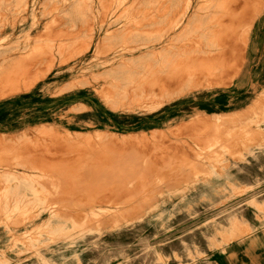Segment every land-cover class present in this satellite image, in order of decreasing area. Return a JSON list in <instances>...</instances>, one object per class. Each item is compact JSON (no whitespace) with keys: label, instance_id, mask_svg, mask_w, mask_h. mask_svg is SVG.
I'll list each match as a JSON object with an SVG mask.
<instances>
[{"label":"rangeland","instance_id":"rangeland-1","mask_svg":"<svg viewBox=\"0 0 264 264\" xmlns=\"http://www.w3.org/2000/svg\"><path fill=\"white\" fill-rule=\"evenodd\" d=\"M23 1H19L22 6ZM169 3H178L181 9L188 6L189 14L194 6V0H138L134 3L128 0H80L67 11L46 16L40 11L47 10L49 4L41 2L33 17L27 18L26 12L20 15V19L25 17L26 21L20 24L17 39L10 33L11 24H7L12 22L13 14L6 13L0 6V48L23 44L22 34L27 31L21 29L26 26L43 24L60 15L68 24L67 33L44 31L37 36V46L49 56L42 65L31 67L29 74L21 77L27 87L3 97L6 86L0 82V162L4 160L8 167L0 171V202L11 196V186L16 183L12 182L14 178H22L30 172L43 174L46 179L41 195L52 191L58 178L64 176L81 185L90 183L95 176L85 171L90 153L85 144L86 137L103 136L107 130H116L124 137L135 134L131 142L140 147L137 151L145 153L141 150V146H145L157 160L146 178L136 182L131 194L122 201L135 203L141 200L147 204L148 198L154 197L143 215L151 224L145 233H149L152 243L146 247L149 239H131L123 245L129 253L119 255V252L112 263L160 264L162 258L164 264H204V260L213 262L209 264H264V17L251 29L242 71L237 77L232 79L233 72L219 62L206 65L200 82L211 89L219 85L228 88L215 97L207 94L205 99L177 106L176 102L186 94L184 91L196 86V65H191L187 59L196 55L197 30L196 19L188 23L187 14L171 22H160L159 12ZM105 12L109 13L108 29H101L100 19ZM205 35L209 43L216 44L213 36ZM163 40L167 42L159 50L129 56L137 45L143 47V44ZM96 47L112 48L125 63L113 67L103 65L102 55ZM6 67L15 68L19 74L26 70L25 65L0 56V71ZM178 67H188L180 90L179 87L174 91L163 90L153 83L155 74ZM141 76L139 89L132 91ZM231 79L234 80L232 86L228 85ZM101 85L106 87L103 91L99 89ZM127 95L135 98L127 104L129 113L127 107L124 114L110 113L107 117L113 123L116 120L123 122L120 126L116 124L118 129L97 125L85 131L63 133L62 144L74 146L62 154L63 171L33 165L32 155L37 151L50 156L61 154L48 149L56 135L51 126L64 125L67 117L82 121L80 119L91 109L97 118L107 120L102 99L114 97L121 101ZM223 100L229 104L219 105ZM236 101H239L238 106L234 104ZM182 107L183 112L180 111ZM195 116L196 122L203 125L197 123L190 129L183 128ZM123 120L130 121V127H126L128 123ZM171 145L192 153L188 157L177 153L175 156L179 158L169 160L166 152ZM77 150L80 155L75 157ZM121 167L128 173L131 165ZM181 169L185 173L180 182L170 185L165 181L168 172ZM89 179L91 181H87ZM234 194L236 198L229 199ZM222 198L229 201L222 206L215 205ZM68 200L79 202V208L88 204L81 195L68 197ZM113 206L120 208L123 205ZM176 206L196 208V215L207 208L209 212L196 219V226L181 224L179 230L171 231L175 233L171 240L164 241L170 232L160 239L152 237L160 225L154 222L156 213ZM167 211L164 213L169 220L173 214ZM221 213V221L208 225L201 223L214 220ZM164 224L167 228V223ZM78 225L80 227L81 222ZM41 229L45 230L38 224L31 228L19 227L13 232L19 237H39ZM107 230L118 234L124 229L118 225ZM183 234L189 235L185 241L179 239ZM113 240L110 237L105 242ZM169 245H174L172 252ZM7 246L2 243L0 250ZM154 252L159 257H154ZM103 258L95 255L74 262L66 258L60 260V264H100Z\"/></svg>","mask_w":264,"mask_h":264},{"label":"bare ground","instance_id":"bare-ground-1","mask_svg":"<svg viewBox=\"0 0 264 264\" xmlns=\"http://www.w3.org/2000/svg\"><path fill=\"white\" fill-rule=\"evenodd\" d=\"M19 1L0 0V6H3L4 11L14 16L12 22L7 24H11L10 33L16 35L15 39L20 35L17 34L20 24L26 21L25 17L20 19V15L26 12L27 18L33 17L41 2H48L49 4L47 10L40 11L41 15L46 14V16L67 11L76 4V1L80 2V0H24L22 6ZM128 1L134 3L138 0ZM215 4L217 8L214 7ZM187 9L188 6L186 9H181L178 3H169L168 6L161 9L162 12H159L162 18L160 22H171L176 18L184 17L186 14L189 17L188 23L196 19V55L187 59L191 65H196V86L184 91L186 94L181 96V100L176 102L177 106H183L185 102H192V100L205 99L207 94L215 97V95L221 93L220 91H225L227 86L222 87L219 85L211 89L200 82L201 77L204 76L206 65L219 62L225 66L226 70L233 72L232 79L241 73L245 59V49L250 41L251 29L252 27H257L256 23H260L264 17V0H194L192 13L189 14ZM108 14L107 12L102 14L100 19L101 29H108ZM67 27L68 24L61 15L53 17L46 23L35 26L29 25L21 29L27 31V33L22 34L25 39L23 44L8 45L0 48V56L2 58L9 57V59L17 61L26 67V70L21 74L12 67H6L0 71V82L4 83L3 86H6L2 94L3 97L15 94V92L27 87L28 85L22 82L21 77L29 74L31 67L42 65L44 59L48 58V53L37 46V36L44 31H66L67 33ZM5 32L7 31L5 30ZM205 33H209L214 37L215 45L208 42ZM160 41L151 45L143 44V47L137 45L130 51L129 56H133L135 53L142 55L148 50H159L167 42L166 40ZM96 49V51H100L102 62L105 66L113 67L125 63L122 57H117L118 55L113 53L112 48L102 49L96 47ZM187 70L188 67L168 69L155 74L152 80L154 84H158L163 90L174 91L178 87V90H180V85H183ZM142 76L137 79V84L131 89L132 91L139 89ZM232 79L228 81L230 86L233 85L232 82L234 80ZM105 88L101 85L99 89L103 91ZM123 98L121 101H117L114 97H104L102 99V103L106 108L105 118L107 120L97 118L94 110L91 109L85 117L80 119L82 121L77 122L75 119L67 117L68 120L64 125L54 124L51 126L56 135L52 138V143L48 149L53 152H61V156H50L37 151L32 155L33 165L58 168L63 171L62 160L64 156L62 154H64L65 149L70 148L68 145L62 144L63 133H68L69 130L85 131L97 125L118 129L117 125L120 126L123 122L116 120L113 123L107 117L110 116V113L124 114L128 107L127 104L135 101V98L131 97V95ZM228 104L225 100L219 102V105L227 106ZM234 104L238 106L239 101L234 102ZM180 111L183 112L184 108L182 107ZM126 112L127 114L129 113V107ZM190 120L192 122L185 123L183 128L190 129L194 124H202L200 121L196 122V116ZM124 122L128 123L126 127H130V121L126 120ZM222 123H225V120ZM107 131V134L93 139L86 137L88 140L85 144L90 149V153L87 156L89 163L85 171L95 176L92 181L90 179L87 180L91 181L90 183L83 182L84 184L81 185L64 176L58 178V183L52 191L41 195L46 182L43 174L30 172L27 176H22V178H14L12 182L16 181V183L11 186V193H9L11 196L7 197L2 203L0 202V245L4 242L8 244L6 249L0 250V264H60L62 259L67 258L68 261L74 262L78 259L95 255L104 256L103 261L99 262L100 264H113L112 261L119 252V255L129 253L128 250L123 249V245L130 243L131 239L134 241H146L149 239V233L146 234L145 232L151 224L147 222L148 218L143 217V215L146 212L147 204L153 202L154 197L150 196L147 204H144L141 200L131 203L129 201L123 202L122 199L131 194V191L136 187V182L143 181L146 178L154 164V160H157L156 155H152L145 146H141V150L145 151V153L137 151L140 147L133 146L131 142L135 139V137H132L135 134L124 137L116 130ZM119 131L121 130L119 129ZM73 148L74 146L70 149ZM167 150L166 156L170 157L168 158L169 160L172 158L177 159L181 155L188 157L192 153L190 150L174 145L169 146ZM177 153H181L180 156H175ZM79 155L80 153L77 150L74 156L78 157ZM191 158H194V156H191ZM32 163L26 165H32ZM124 164L131 165L128 173L121 167ZM29 167L34 168V166ZM7 169V163L4 160L1 161L0 171ZM184 173L183 169L170 171L167 173L168 176L165 181L170 185H175L180 182ZM101 176L103 177L102 179L99 178ZM98 181L101 182L97 183ZM78 195L88 200L86 207L79 208L81 205L79 202L72 203L68 200V197ZM231 198H236L235 194L229 199ZM158 199L159 197L156 198V201ZM229 199L222 198L215 205L222 206ZM167 202L170 203L169 200ZM118 204L123 206L120 208L113 206ZM49 205L51 207H48ZM34 207H38V209H34ZM208 209L198 212L197 216L196 208L172 207L169 210L167 209L168 211L165 210L167 213L173 214V217L169 220L164 213L165 211L163 212L164 214L156 213L154 222L160 223V225L158 226L159 229L155 230L153 236H151L160 239L170 232L164 241L171 240L175 237V233L171 231L179 230L181 224L196 226V219L207 215ZM35 212L37 213L33 214ZM180 216L184 218H178ZM221 219L222 213L214 220H203L201 223L208 225L209 223L221 221ZM180 220L181 222L179 223ZM224 221L226 220L224 219ZM79 222H81L80 227L78 225ZM164 223H167L168 230H166ZM38 224H42L45 229H41L39 237L31 235L19 237L13 232L19 227L28 226L31 228ZM118 225L121 229H124L123 232L115 234L113 231L107 230L111 227L114 229ZM110 237L116 242L114 240L111 243L105 242V239ZM188 238L189 235L183 234L179 239L185 241ZM151 243L149 239L145 246L149 247ZM167 243L169 244L170 242ZM169 246L172 252L174 245ZM27 254L28 257H25ZM153 255L154 257H159L156 252ZM159 262L164 264L162 258ZM209 263L213 262L204 260V264Z\"/></svg>","mask_w":264,"mask_h":264}]
</instances>
